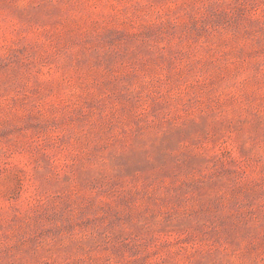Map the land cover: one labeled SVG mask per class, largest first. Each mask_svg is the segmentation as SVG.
Returning a JSON list of instances; mask_svg holds the SVG:
<instances>
[{
  "label": "rangeland",
  "instance_id": "374dc122",
  "mask_svg": "<svg viewBox=\"0 0 264 264\" xmlns=\"http://www.w3.org/2000/svg\"><path fill=\"white\" fill-rule=\"evenodd\" d=\"M0 264H264V0H0Z\"/></svg>",
  "mask_w": 264,
  "mask_h": 264
}]
</instances>
